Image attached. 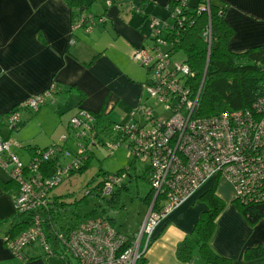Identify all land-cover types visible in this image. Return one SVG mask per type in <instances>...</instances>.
<instances>
[{
	"label": "built area",
	"instance_id": "built-area-1",
	"mask_svg": "<svg viewBox=\"0 0 264 264\" xmlns=\"http://www.w3.org/2000/svg\"><path fill=\"white\" fill-rule=\"evenodd\" d=\"M94 20L91 14H82L73 27L85 26L90 31ZM166 26V20L152 18L149 45L132 53L133 60L148 73L146 98L129 112L127 121L113 123L110 136L115 133L114 139L102 138L93 113L83 108H77L68 124L74 148L66 145L68 136H63V144L37 149L25 164L9 153L11 143L0 135V167L17 184L14 210L30 216L25 230L4 237L15 255L21 257L22 250L32 243L52 254V239L46 236L49 231L35 210L47 205L50 190L80 168L93 146L114 150L124 145L128 157L148 163L152 197L138 232L131 238L103 216L88 217L66 234L57 232L53 238L73 259L65 264H136L157 225L213 177H222L232 185L235 201H264V95L249 108L198 116L200 90L191 89L186 81L192 73L188 65L174 62L169 43L159 36ZM49 95L46 91L20 102L6 116L8 126L14 128L20 122L18 108L37 111ZM159 106L166 112L164 118L155 112ZM54 156L55 168L46 176L41 165ZM63 156L69 157L67 163H62ZM128 169L106 174L102 194L109 195L126 178Z\"/></svg>",
	"mask_w": 264,
	"mask_h": 264
},
{
	"label": "crops",
	"instance_id": "crops-1",
	"mask_svg": "<svg viewBox=\"0 0 264 264\" xmlns=\"http://www.w3.org/2000/svg\"><path fill=\"white\" fill-rule=\"evenodd\" d=\"M85 1L89 14L102 17L100 21L95 18L90 31L85 26L73 27L66 0H0V116L6 117L23 100L50 90L54 82L60 92L47 96L50 102L61 105L63 94L78 90L83 95L75 92L76 110L96 112L101 108L113 122L127 121L129 112L146 98L148 73L140 69L132 53L149 45L150 18L166 20L172 0ZM220 1L228 5L225 20L234 29L228 43L231 51L243 52L264 44V0ZM69 87L72 89L67 91ZM26 153L28 162L31 152L26 149ZM214 184L224 206L215 219L212 249L230 258L232 264H264V257H244L247 248L264 246V218L250 225L234 200L232 185L222 177L210 178L157 225L145 248L143 264H185L176 256L177 245L184 239L192 246V257L201 259L191 263L206 264L198 255L193 229L207 208L200 197ZM15 194L14 188H0V220L14 214ZM3 223L0 264H48L49 257L37 256L35 247L23 250L25 258L15 255L4 244L10 223Z\"/></svg>",
	"mask_w": 264,
	"mask_h": 264
},
{
	"label": "trees",
	"instance_id": "trees-1",
	"mask_svg": "<svg viewBox=\"0 0 264 264\" xmlns=\"http://www.w3.org/2000/svg\"><path fill=\"white\" fill-rule=\"evenodd\" d=\"M66 2L72 10L74 22L79 20L82 14H89L86 11L89 4L85 0H66ZM227 9L228 5L220 0H172L168 4L169 15L166 19L168 26L162 27L159 34L169 43V50L172 55L177 50L184 52L185 59L182 62L188 65L192 72L186 81L192 87V90H200L196 108L198 116L205 117L223 111L249 108L259 96L264 95V44L252 46L243 52L231 51L228 48V43L234 35V29L225 20ZM175 10H178V12L176 13ZM97 17L94 16V18ZM152 18H150V21ZM152 34L153 32L148 35L149 41ZM71 89L72 87H69L67 91ZM48 91L50 94H57L60 92V86L54 82ZM78 93L81 96L83 95L79 91ZM92 113L95 117L94 125L98 134L102 135V138L109 137L114 122L108 120L101 108ZM115 137V133L110 136L111 139ZM48 146L38 148L37 146L27 145L25 148L31 152V157H33L37 149H45ZM88 150L87 158L80 165V168L71 172L70 175L85 170L94 153L93 149ZM56 160L57 156H54L41 165L46 176L53 172ZM134 162L133 160L131 164L133 165ZM131 164L129 168L132 166ZM124 169H119L116 172H121ZM128 170L127 175L129 174ZM106 174L108 173H103L102 180L95 187L96 194L104 199L106 205L105 207L99 205L97 211L90 215L87 214L84 219L92 216H103L113 223V217L107 212L109 209L118 207L120 192L126 188V184L123 180L120 184L115 185L109 193V199H105L104 196L106 195L102 194V187ZM146 174L149 182L148 167ZM0 188L4 191L10 188L17 190V184L10 178H7V180L0 178ZM50 192L47 194V199H49L47 205L35 211L42 218L43 228L49 231L46 236L52 239V254L44 253L37 243H32L29 246L35 247L39 253L37 256L46 258L50 255H59L66 263L69 260V255H67L65 248L58 243V240L56 241V238L53 237L57 232L66 234L84 219L75 222L68 219L60 221V213L66 214L70 210V204L62 201L58 196L51 197ZM89 193L90 191L86 194ZM151 197L150 186V191L144 198L145 204L150 202ZM200 199L206 204L207 208L200 214L193 229L198 238V255L206 264H232L230 258L219 255L210 245L215 219L224 206V201L215 193V184L206 190ZM236 202L240 213L250 225H254L261 218H264V201L247 204ZM29 218L30 216L27 213L14 211L11 217L0 220V224L3 222L10 223L11 227L7 235L15 237L28 227ZM126 236L131 238L133 235ZM48 241L50 242V240ZM23 250L21 257L25 258ZM144 252L145 250L140 254L136 264H143ZM176 256L183 263H191L192 246L187 239L177 245ZM33 257H36V255L26 257V259ZM244 257L247 260L264 257V246L247 248Z\"/></svg>",
	"mask_w": 264,
	"mask_h": 264
},
{
	"label": "rangeland",
	"instance_id": "rangeland-1",
	"mask_svg": "<svg viewBox=\"0 0 264 264\" xmlns=\"http://www.w3.org/2000/svg\"><path fill=\"white\" fill-rule=\"evenodd\" d=\"M184 59L185 55L182 50H177L172 55L174 62L179 63ZM136 64L138 65V63ZM138 66L145 73L146 69L140 65ZM75 92H78V90L70 94H63L65 99L61 105L50 102L49 99L45 98L44 103L39 106L37 111H32L29 108H18L17 111L21 116V120L18 126L12 129H8L6 117L0 116V133L6 136L11 143L9 153L17 156L25 164L28 160L25 146L37 144L38 148H43L45 145H61L63 144L61 141L63 136H68L66 145L74 148V134L71 133L72 128L68 124L70 117L76 110L74 107L77 99ZM155 112L162 118L166 116V112L161 106ZM120 121L123 122L124 120ZM92 149L94 152L93 157L89 160L85 170L70 175L50 192L51 197L58 196L62 201L70 204V210L66 214L60 213V221L65 219L71 222L82 220L87 214L90 215L97 211L99 205L105 207L104 199L100 198L95 191L96 185L103 178V173H114L119 169L130 166L133 161L132 158L128 157L124 145H120L114 150H107L101 146H93ZM61 161L67 163L69 157L63 156ZM134 161V164H131L132 166L128 170L129 174L124 179L126 188L120 192L118 207L109 209L107 212L114 219V227L124 235H133V233L135 235L138 232L145 216L144 198L150 191V184L146 178L148 163L138 159ZM0 175L3 178H9L6 170L1 167ZM89 191L90 193L86 194ZM104 197L109 199L110 196L106 195ZM3 224L6 226V223ZM48 257V264H65L64 259L59 255ZM68 259H70V262L73 261L70 256ZM197 259L201 262L198 256L192 257L193 261Z\"/></svg>",
	"mask_w": 264,
	"mask_h": 264
},
{
	"label": "bare ground",
	"instance_id": "bare-ground-1",
	"mask_svg": "<svg viewBox=\"0 0 264 264\" xmlns=\"http://www.w3.org/2000/svg\"><path fill=\"white\" fill-rule=\"evenodd\" d=\"M70 175H68L67 177H69Z\"/></svg>",
	"mask_w": 264,
	"mask_h": 264
}]
</instances>
